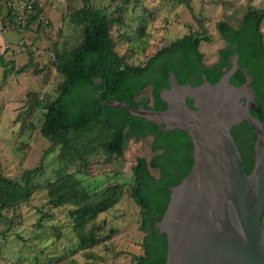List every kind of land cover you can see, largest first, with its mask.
<instances>
[{
	"label": "trees",
	"instance_id": "trees-1",
	"mask_svg": "<svg viewBox=\"0 0 264 264\" xmlns=\"http://www.w3.org/2000/svg\"><path fill=\"white\" fill-rule=\"evenodd\" d=\"M39 1L30 11L15 8L14 0L0 2V16L5 21L2 28L6 25L23 32L34 23H40L42 9ZM81 1L82 6L70 12L71 21L82 27L79 43L71 49H67L66 42L62 47L59 44L54 47L53 64L63 77L58 85V95L51 100L34 99L30 104L31 110L42 109L40 131L50 142L44 155L58 149L60 163L77 162L83 170L100 152L107 154L108 159L122 158L128 139L133 138L147 140L151 157L137 158L129 184L118 182L96 191H91L73 173L57 174L54 179L41 182L37 178L44 174V156L37 167L25 169L18 179L0 173V224L8 227L0 231L10 233L15 220L9 213H21L22 205L27 204L37 191L46 190L50 207H70V226L78 239L76 251L87 252L98 243L109 248L107 243L115 229L111 228V234L101 237L95 232V224L89 229L87 226L115 207L129 185L130 198L140 208L138 230L143 234L138 241L140 252L132 254V263L165 264L168 241L155 224L168 206L170 187L179 184L192 169L194 145L190 135L183 130L165 132L159 124L132 115L124 108L106 106L103 100L109 103L125 100L132 107L165 110L167 103L160 95L164 88L171 87V73L181 84H201L203 74L214 84L230 68V56L235 53L239 55L240 69L231 77V82L242 85L246 81L244 69L249 67L251 85L258 98L264 100V7L250 4L238 24L228 20L217 23L224 45L218 49L217 58L212 62H207L202 50V44L210 43L212 36L204 20L193 13L198 28L190 25L188 33L158 49L145 62L136 64L119 52L113 36L114 25L125 24V9L119 8L120 13L112 16L91 0ZM145 29L146 23L141 22L140 33ZM8 51L7 48L0 53L2 83L5 84L11 76L28 72L32 62L17 67L14 58H7ZM147 90L149 94L145 93ZM54 216V213L41 212L36 224L38 229L47 227L45 220L54 219ZM61 228L54 226L58 232ZM101 229L99 225V233ZM28 240L24 239L25 242ZM75 250L68 248L65 253L69 256ZM66 258L58 256L53 263Z\"/></svg>",
	"mask_w": 264,
	"mask_h": 264
},
{
	"label": "rangeland",
	"instance_id": "rangeland-1",
	"mask_svg": "<svg viewBox=\"0 0 264 264\" xmlns=\"http://www.w3.org/2000/svg\"><path fill=\"white\" fill-rule=\"evenodd\" d=\"M94 5L107 9L112 16L124 8V25H114L113 36L118 50L132 63H143L158 49L174 39L198 28L193 13L204 23L212 36L210 43H203L202 50L207 62L217 58V51L224 45L217 30L220 20L238 24L250 4L264 7V0H91ZM4 4V0H0ZM42 9L40 23L19 32L10 26L3 27L0 16V53L8 48L7 58H14L17 67L32 61L28 72L10 77L8 84L2 83L3 68L0 66V173L20 178L27 168L37 167L44 156V174L41 182L54 179L57 174L73 173L91 191L101 190L115 183L131 182V171L139 156L151 157L147 140L128 139L122 158L110 157L100 152L90 159L89 167L80 170L79 164L60 163L58 149L44 155L50 146L40 131L43 120L42 109L31 110L35 99H53L58 95V85L63 79L53 64L54 47L66 42L67 49L74 48L82 37V27L71 21L70 12L82 6L81 0H40ZM144 20V21H142ZM146 23L140 33V23ZM31 55V59H30ZM149 94L147 90L145 92ZM108 159V160H107ZM130 186L125 187L121 201L110 211L88 224L97 226V236L115 234L107 243H99L87 252L75 250L78 242L72 233L70 207L53 209L47 204V191L39 190L21 213L10 212L15 220L10 233L0 231V264H133L132 254L140 252L138 241L142 237L139 229L140 208L130 198ZM41 212L54 213V219L45 220L47 227L38 229ZM10 216V215H9ZM99 225L102 229L99 233ZM54 226H61L60 232ZM1 223L0 230L7 229ZM14 230V231H13ZM24 239L28 240L25 242ZM72 248L69 256L65 251ZM66 259L53 263L55 258ZM62 260V259H61Z\"/></svg>",
	"mask_w": 264,
	"mask_h": 264
},
{
	"label": "water",
	"instance_id": "water-1",
	"mask_svg": "<svg viewBox=\"0 0 264 264\" xmlns=\"http://www.w3.org/2000/svg\"><path fill=\"white\" fill-rule=\"evenodd\" d=\"M236 48V46H235ZM216 83H179L161 91L165 110L132 107L114 100L109 107L180 129L194 145V164L170 187V201L155 228L168 241L165 264H264V123L250 109L256 103L252 75L236 86L239 55Z\"/></svg>",
	"mask_w": 264,
	"mask_h": 264
},
{
	"label": "flooded vegetation",
	"instance_id": "flooded-vegetation-1",
	"mask_svg": "<svg viewBox=\"0 0 264 264\" xmlns=\"http://www.w3.org/2000/svg\"><path fill=\"white\" fill-rule=\"evenodd\" d=\"M254 93L256 95V99H255L256 103L253 107H251L250 111H251L253 116L259 118L262 121V123H264V100H263V98L262 99L258 98L257 92L255 90H254ZM263 216H264V214H263Z\"/></svg>",
	"mask_w": 264,
	"mask_h": 264
},
{
	"label": "built area",
	"instance_id": "built-area-1",
	"mask_svg": "<svg viewBox=\"0 0 264 264\" xmlns=\"http://www.w3.org/2000/svg\"><path fill=\"white\" fill-rule=\"evenodd\" d=\"M38 0H14L13 6L20 11L24 10H32L34 5L37 3ZM0 26L2 27V22L0 21Z\"/></svg>",
	"mask_w": 264,
	"mask_h": 264
}]
</instances>
